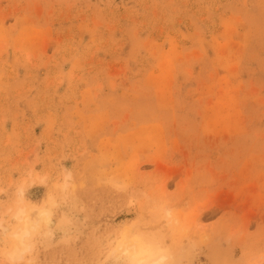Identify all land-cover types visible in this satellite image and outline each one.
<instances>
[{
  "label": "rangeland",
  "instance_id": "rangeland-1",
  "mask_svg": "<svg viewBox=\"0 0 264 264\" xmlns=\"http://www.w3.org/2000/svg\"><path fill=\"white\" fill-rule=\"evenodd\" d=\"M0 226L11 264H264V0H0Z\"/></svg>",
  "mask_w": 264,
  "mask_h": 264
},
{
  "label": "bare ground",
  "instance_id": "bare-ground-1",
  "mask_svg": "<svg viewBox=\"0 0 264 264\" xmlns=\"http://www.w3.org/2000/svg\"><path fill=\"white\" fill-rule=\"evenodd\" d=\"M42 216L43 215H41L40 217ZM13 217L16 221L24 220V224L21 227L10 233L13 241L6 255L10 260L16 261L20 260L23 257V254L28 250L29 245L26 241V238L30 235L31 230L35 229L37 224L35 221L28 220V218L24 214L23 207H20L18 210H16L13 214ZM2 228L1 230L2 232H4V229ZM161 260L162 257L149 260L145 263L141 260L139 264H160Z\"/></svg>",
  "mask_w": 264,
  "mask_h": 264
},
{
  "label": "clouds",
  "instance_id": "clouds-1",
  "mask_svg": "<svg viewBox=\"0 0 264 264\" xmlns=\"http://www.w3.org/2000/svg\"><path fill=\"white\" fill-rule=\"evenodd\" d=\"M0 264H11V262L7 261V260H0ZM30 264V262H29Z\"/></svg>",
  "mask_w": 264,
  "mask_h": 264
},
{
  "label": "snow or ice",
  "instance_id": "snow-or-ice-1",
  "mask_svg": "<svg viewBox=\"0 0 264 264\" xmlns=\"http://www.w3.org/2000/svg\"><path fill=\"white\" fill-rule=\"evenodd\" d=\"M35 211H36V209L33 208V212H35Z\"/></svg>",
  "mask_w": 264,
  "mask_h": 264
}]
</instances>
